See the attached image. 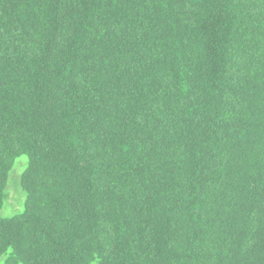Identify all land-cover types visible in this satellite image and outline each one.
Here are the masks:
<instances>
[{
  "label": "trees",
  "instance_id": "16d2710c",
  "mask_svg": "<svg viewBox=\"0 0 264 264\" xmlns=\"http://www.w3.org/2000/svg\"><path fill=\"white\" fill-rule=\"evenodd\" d=\"M0 264H264V0H0Z\"/></svg>",
  "mask_w": 264,
  "mask_h": 264
},
{
  "label": "rangeland",
  "instance_id": "374dc122",
  "mask_svg": "<svg viewBox=\"0 0 264 264\" xmlns=\"http://www.w3.org/2000/svg\"><path fill=\"white\" fill-rule=\"evenodd\" d=\"M27 165V158L22 157L17 160L16 165L10 175L8 184V193L10 194V200H8L1 212V217L8 219L17 214L23 212V205L25 201V195L20 189V177Z\"/></svg>",
  "mask_w": 264,
  "mask_h": 264
}]
</instances>
